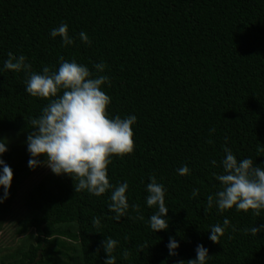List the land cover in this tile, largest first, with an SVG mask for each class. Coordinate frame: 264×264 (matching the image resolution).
Segmentation results:
<instances>
[{"label":"trees","instance_id":"16d2710c","mask_svg":"<svg viewBox=\"0 0 264 264\" xmlns=\"http://www.w3.org/2000/svg\"><path fill=\"white\" fill-rule=\"evenodd\" d=\"M61 23L72 45L50 35ZM9 52L24 55L39 74L44 66L58 70L63 57L107 75L111 86L102 90L111 97L109 117L134 115L137 121L134 152L113 156L108 166L112 185H129L128 216L112 219L111 191L100 197L75 192L72 177L56 176L51 189L40 183L25 202L36 216L17 223L19 236L34 231L33 243L1 264H73L77 251L80 264H104L107 237L118 241L116 264L187 262L198 245L211 256L206 264H264V231H244L264 224V210L260 216L235 207L221 213L214 204L204 212L207 196L221 187L213 173H223L225 147L238 161L250 158L264 168V0H0V140L5 134L13 141L0 155L13 171L8 198L0 203V232L32 158L27 138H17L34 131L31 119L49 102L25 91L23 71L4 69ZM97 63L107 65L103 73L96 72ZM185 165L190 174L181 176L177 170ZM153 175L165 186L168 207V229L158 232L148 223L157 209L146 203ZM193 189H199L196 197ZM93 217L100 218V233ZM225 219L230 226L220 244L213 243L211 226ZM170 237L179 243L176 256L169 255Z\"/></svg>","mask_w":264,"mask_h":264},{"label":"clouds","instance_id":"9594fccd","mask_svg":"<svg viewBox=\"0 0 264 264\" xmlns=\"http://www.w3.org/2000/svg\"><path fill=\"white\" fill-rule=\"evenodd\" d=\"M51 37H61L63 45H72L73 38L69 35L66 23H61L50 32ZM82 42L91 46V40L85 32H80ZM107 67L104 63L94 64L97 73H103ZM4 69L26 75L25 91L32 97L48 100L46 107L42 109L39 118H32L30 123L32 131L27 137V150L32 157L28 166L35 169L38 166H46L60 176L67 174L74 179L75 192L86 190L88 193L100 197L111 191L109 209L115 215L112 217L119 222L122 217L128 216L130 205L126 193L129 185L127 182L112 185L108 178V166L112 163L113 156L124 157L131 155L135 150L133 125L137 117L132 115L126 118L109 117L108 107L111 97L107 95L102 86L106 83L111 86L107 75H94L87 66L60 58L58 70L51 71L48 66L43 67V74L32 71V65L27 62L24 55L15 56L8 53V59L4 62ZM210 132H215V128ZM211 143V141H209ZM7 151L6 143L0 140V155ZM225 157L221 161L222 174L213 173L219 181L220 189L215 195L207 196L205 214L215 204L222 213L233 207L237 211L247 213L250 209L254 215L260 216L264 210V168L255 166L250 158L237 160L231 149L224 148ZM46 160L41 162L40 156ZM213 166L217 165L215 160ZM3 173L0 175V186H3L4 194L0 197V203L8 198L9 189L13 179V171L3 159H0ZM181 176L189 175L187 165L177 170ZM146 186L148 193L146 203L149 208L157 210L148 219L149 226L154 232L168 229V221L164 218L168 214L165 203L166 189L162 183H158L153 175ZM199 195V189H193L192 196ZM137 213L139 205H131ZM132 218V217H128ZM144 220L143 215H139ZM93 227L100 233L101 222L99 217H93ZM230 226V221L225 219L223 226L217 224L211 226L209 239L220 244V238L225 234V229ZM233 226V231H235ZM256 236L264 231V224L259 227H251L244 230ZM107 259L104 264H116V257L112 254L118 241L107 237L101 242ZM170 256H176L179 243L174 238H169L167 245ZM99 253V248L97 249ZM129 253L124 251L127 259ZM211 256L203 245L196 248V258L187 262L180 260L177 264H206Z\"/></svg>","mask_w":264,"mask_h":264},{"label":"rangeland","instance_id":"374dc122","mask_svg":"<svg viewBox=\"0 0 264 264\" xmlns=\"http://www.w3.org/2000/svg\"><path fill=\"white\" fill-rule=\"evenodd\" d=\"M8 135L3 134L1 136L2 141L6 142L7 151H10L13 141H10ZM27 135H21L17 138L18 141L21 139H26ZM39 160L43 162L46 157H39ZM50 168L46 166H38L35 169L26 167V170L18 185V189L13 200L12 206L10 208L9 214L7 216L6 222L3 229L0 232V264L2 262H11L19 258L20 254L27 249V246L33 243L35 236L34 231L30 230L27 234L19 236L16 233L18 229L17 223L19 220L24 218H31L36 216L33 212L27 211L25 202L36 186L40 183L44 184L48 189L52 188V182L56 178ZM62 229L68 228L74 231V227L71 225H65L61 227ZM77 247V245H74ZM74 256L73 264H80L78 259V251Z\"/></svg>","mask_w":264,"mask_h":264}]
</instances>
